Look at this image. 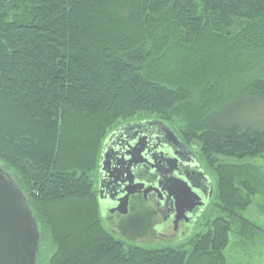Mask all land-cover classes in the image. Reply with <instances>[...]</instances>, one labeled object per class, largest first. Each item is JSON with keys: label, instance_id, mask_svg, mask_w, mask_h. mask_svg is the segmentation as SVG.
Returning <instances> with one entry per match:
<instances>
[{"label": "trees", "instance_id": "obj_1", "mask_svg": "<svg viewBox=\"0 0 264 264\" xmlns=\"http://www.w3.org/2000/svg\"><path fill=\"white\" fill-rule=\"evenodd\" d=\"M257 108L264 0H0V162L38 224L37 264L47 242L46 264H252L264 238L243 214L264 215ZM144 120L197 145L214 176L216 212L181 244L125 240L101 215L103 145Z\"/></svg>", "mask_w": 264, "mask_h": 264}, {"label": "flooded vegetation", "instance_id": "obj_2", "mask_svg": "<svg viewBox=\"0 0 264 264\" xmlns=\"http://www.w3.org/2000/svg\"><path fill=\"white\" fill-rule=\"evenodd\" d=\"M116 131L108 144H111V148L106 150L108 157L105 159L107 172H103L104 184L100 180L99 164L97 187L98 196L106 189L109 193L106 196L107 210L103 219L112 233L139 244L170 245L176 244L177 239L187 237L195 225L205 227L216 210L213 201L215 185L214 178L204 168L195 150L178 136L190 149L198 166L207 176L211 184L210 198L206 203L199 199V196L203 195L201 190L207 188L196 186L199 192L191 197L197 199L195 202L199 204L191 199L184 206H179L169 198L170 194L164 189L166 185L158 180L157 170L153 164L156 165L157 160L164 161L162 158L167 156V160L170 161L169 148L162 139L161 129L151 124L150 120H144L124 123L111 134ZM112 158V164L109 166L108 160L111 161ZM167 185L170 186L169 182ZM199 185L202 187V183ZM124 190L130 192L128 198L121 204L120 198ZM131 219L132 223L129 222Z\"/></svg>", "mask_w": 264, "mask_h": 264}, {"label": "water", "instance_id": "obj_3", "mask_svg": "<svg viewBox=\"0 0 264 264\" xmlns=\"http://www.w3.org/2000/svg\"><path fill=\"white\" fill-rule=\"evenodd\" d=\"M151 124L161 129L162 139L165 140L164 142L169 148L170 161L167 160V156L162 158L164 161L157 160L156 165L153 163L157 170L158 180L161 184L166 185L164 189L170 194L169 198L177 205L184 206L188 200L194 199L191 197L195 195L194 193L199 192L197 186L207 188L201 190L203 195L199 196V199L205 203L208 202L211 184L198 166V162L190 149L170 126L160 121H151ZM116 133L117 131L110 135L103 147L100 163L102 184H104L103 172H107L105 159L108 156L106 150L111 148V144H108ZM112 160L113 158L111 161L108 160L109 166L112 164ZM168 182L170 186L167 185ZM200 183H202V187L199 185ZM127 190L122 192L121 204L128 198L130 191ZM106 192L107 189L99 195L102 211L107 210L105 207L106 202H108L106 196L109 193ZM196 200L194 199V202ZM129 222L132 223V219ZM40 238L38 224L23 191L10 173L0 166V264H37Z\"/></svg>", "mask_w": 264, "mask_h": 264}, {"label": "rangeland", "instance_id": "obj_4", "mask_svg": "<svg viewBox=\"0 0 264 264\" xmlns=\"http://www.w3.org/2000/svg\"><path fill=\"white\" fill-rule=\"evenodd\" d=\"M251 114H252L251 115L252 117L260 118V116L262 114H264V109H258V108L257 109H253ZM196 147H197V145L194 146V150L197 151ZM257 163L262 164L264 166V160H262V159L258 160ZM202 164H203L204 168L209 171V173L211 174L212 178H214L212 173L210 172V170L205 166V164L203 162H202ZM0 165L3 166L1 162H0ZM100 211H101V215H102V218H103L104 217L103 213L105 211H102L101 205H100ZM215 212H216V210H215ZM243 214H244V216H246L251 221H256L258 224L264 226V215H262L259 212L258 207L256 206V204L251 205L247 210L244 211ZM203 229H204V227L202 228L201 225H197V226L195 225L194 228L190 229V231L187 234V237L181 238V239H177L175 241V243L178 244L179 242H183L184 240H186L190 236L194 235L197 232H200ZM149 237H151V235H149ZM145 239H147V238L145 237ZM41 242H42L43 245L45 244L44 238L42 239ZM233 242H234V238H231V244H230L231 246L228 247V251H229L228 253L231 256H234L236 254V248H235L236 246L233 245ZM261 243L262 244L260 246H258L256 249L252 250L251 259H250V263H252V264H254V263L255 264H263L264 263V238H263ZM52 249H53L52 244L50 242H47L44 245V252H43L44 258L41 257L39 259V263L38 264H46L45 263L46 261H44L45 260V255L46 256L49 255L52 252Z\"/></svg>", "mask_w": 264, "mask_h": 264}, {"label": "bare ground", "instance_id": "obj_5", "mask_svg": "<svg viewBox=\"0 0 264 264\" xmlns=\"http://www.w3.org/2000/svg\"><path fill=\"white\" fill-rule=\"evenodd\" d=\"M156 204H157V203H156ZM156 204H155V205H156ZM160 205H162V204L160 203ZM152 206H153V205H152ZM152 206H151V207H152ZM157 207H158V206H157ZM157 207H156V208H157ZM150 209H151V208H150Z\"/></svg>", "mask_w": 264, "mask_h": 264}]
</instances>
